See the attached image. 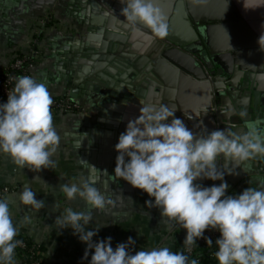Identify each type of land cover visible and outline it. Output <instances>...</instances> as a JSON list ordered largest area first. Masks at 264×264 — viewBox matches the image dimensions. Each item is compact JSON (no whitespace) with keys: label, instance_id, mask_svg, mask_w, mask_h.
I'll list each match as a JSON object with an SVG mask.
<instances>
[{"label":"crops","instance_id":"1","mask_svg":"<svg viewBox=\"0 0 264 264\" xmlns=\"http://www.w3.org/2000/svg\"><path fill=\"white\" fill-rule=\"evenodd\" d=\"M158 2L169 17V34L164 38L154 37L143 25H128L121 15L124 5L120 0H0V74L16 54L35 50L38 57L31 76L46 85L51 97H70V91H75L77 97L70 98L89 109L86 115H52L60 136L51 157L54 167L39 172L21 169L8 154L0 153V187H7L6 198L14 201V222L21 223L24 216L31 218L19 235L41 245L47 264H88L91 258L89 250L88 259H82L86 245L71 228L58 229L54 223L68 207L92 212L86 228L107 225L93 240L110 236L113 248L132 237L133 251L158 246L174 251L176 242L185 239V229L145 204L150 199L146 193L113 173L117 155L114 145L142 106H169L197 136L217 129L244 134L250 123L264 128V79L259 78L264 75V51L254 41L264 31V7L246 10L244 0H228L229 6L221 1L211 5L190 0ZM177 2H183V6H177ZM253 2L248 0L250 5ZM189 7L195 10L196 22ZM228 8L237 16L226 17ZM180 10L207 53L205 64L195 58L191 65L199 71L200 79L166 55L173 48L170 34H180L176 25ZM182 47L191 49L189 42ZM215 54L232 55L228 69H243L245 63L255 62L250 85L257 98L244 94L239 86L244 78L237 79V86H230V76L223 74L228 93L220 88L214 110L207 111L215 90L201 78L206 66L213 70L221 67V59L213 58ZM236 54H246L248 60H236ZM237 102L248 103L250 111ZM216 166L225 172L226 195H238L248 187H264V157L237 165L219 156ZM90 174L108 201L102 211L91 209L79 198L67 201L60 190L62 184L78 182L81 176ZM194 183L207 187L221 181L200 179ZM24 186L36 193L37 200L44 201L43 208L37 211L19 202L18 193Z\"/></svg>","mask_w":264,"mask_h":264},{"label":"clouds","instance_id":"2","mask_svg":"<svg viewBox=\"0 0 264 264\" xmlns=\"http://www.w3.org/2000/svg\"><path fill=\"white\" fill-rule=\"evenodd\" d=\"M120 2L124 5L121 15L128 25H143L157 38L169 34V17L158 0ZM190 2L201 4L204 0ZM243 6L246 10L264 7V0H254L251 5L244 0ZM257 44L264 51V31ZM259 78L264 79V75ZM52 103L46 85L30 75L19 76L7 93V101L0 103V153L8 154L21 169L39 172L54 167L51 157L60 136L53 125ZM175 112L162 103L142 106L138 117L128 121L114 145L117 155L113 173L146 193L150 198L146 205L159 209L162 217L185 229V245L203 238L211 248L213 241L204 233L212 229L220 234L215 241L218 264H264V187H248L238 195H226L225 172L216 166L219 156L237 165L264 157V128L250 123L244 134L217 129L197 136L175 117ZM200 179L221 183L207 187L194 183ZM95 183L90 174L81 176L78 182L62 184L60 190L67 201L79 198L91 209L102 211L108 201ZM35 197L28 186L18 193L21 204L38 211L44 201ZM13 204V200L0 197V264H17L15 250L23 244L17 236L23 225L31 223L28 216L19 224L14 222ZM92 218L91 211L68 207L54 221L58 229L71 228L86 245L82 259L87 260L92 250L88 264H199L167 246L133 251L132 237L115 248L110 236L94 241L99 229L107 225L86 228Z\"/></svg>","mask_w":264,"mask_h":264},{"label":"built area","instance_id":"3","mask_svg":"<svg viewBox=\"0 0 264 264\" xmlns=\"http://www.w3.org/2000/svg\"><path fill=\"white\" fill-rule=\"evenodd\" d=\"M47 21L42 19L41 22ZM45 23H42L44 25ZM37 51L28 53H18L12 60H10L6 67L0 74V103L7 101V93L13 89L16 79L22 75L31 76V68L33 67L37 57ZM37 55V56H36ZM40 56V55H39ZM53 103L50 106L51 114H69L74 113L78 115L88 114L89 109L78 100L71 99L67 95L52 97ZM9 192L7 187H0V197H6ZM205 236L215 241L219 237V232L212 229L205 230ZM17 239L22 240V246H18L15 250V257L19 264H47L43 253L41 251V245L28 241L24 236H17ZM197 242L206 244L203 238L198 239ZM187 253L191 252V246L185 248Z\"/></svg>","mask_w":264,"mask_h":264},{"label":"water","instance_id":"4","mask_svg":"<svg viewBox=\"0 0 264 264\" xmlns=\"http://www.w3.org/2000/svg\"><path fill=\"white\" fill-rule=\"evenodd\" d=\"M162 1V0H161ZM188 1V0H187ZM223 3L224 5H228L229 6V2L228 0H204L205 3H209L211 5V3L213 4V2H219ZM183 2H177V6L182 7ZM215 6V5H214ZM162 8V7H161ZM163 9V8H162ZM183 9V8H182ZM231 8H228V11H226V17H235V15L237 16V13L235 12L234 9L230 10ZM188 11L190 13V15L192 16V21L194 20V12L195 10H193L192 7L188 8ZM184 12L183 10L181 11H177V18H176V25L177 26V31L180 32V34L178 35H172L170 34V38H172L173 40H171L169 37V39L172 41L171 43H169L170 45H172L171 47H173L171 50V53H167L166 55H169V57H171V59L176 62L177 64H180L181 66H183L187 71L191 72L193 76L199 77L200 73L198 70L196 69H192L193 65V55L192 54H188V50H186L185 47H182L183 45L186 44V42H189L191 38L195 37L194 34V30L191 27V23L190 21H188V19H186V17L184 16ZM85 23H87V21H85ZM203 23V22H202ZM198 30V29H197ZM199 31V30H198ZM172 35V36H171ZM254 41L257 43V39H254ZM232 55H216L215 57L213 56V58L215 59V61H218L219 59H221V62H218L220 64L221 67H219L217 70H215V72L217 73V76L215 77V79H212V85L210 84V82H208V87L212 88L215 90L216 95H219V92L222 91L220 88H224L225 87L222 83V79H223V74L225 75H229L230 76V86H237L236 81L239 77L244 78L243 81V85H239L240 87L242 86V89L244 91L245 95H248V97L250 98L251 95H254L255 98L258 97V93L257 92H253V88L250 85L251 81L253 80V75L252 72L255 70L256 64L254 61H250V63H248V65L245 63L243 69H228V66H230V64H228L227 62L231 60ZM251 57L250 55H248V58ZM234 58L236 60H248L246 54L245 55H241V54H236L234 56ZM259 66V64H258ZM259 69H261V67H258ZM238 86V87H239ZM225 94L228 93L227 90L223 91ZM253 93V94H251ZM69 96L71 98H76L77 95L75 93V91H70ZM223 98V97H222ZM222 103H223V99ZM219 100V97H218ZM257 100V99H256ZM238 103V102H237ZM239 105H243L245 107V109H247V111L249 112V108H248V103H238ZM247 112V113H248ZM219 238V237H218ZM217 238V239H218ZM216 241V240H215ZM214 241V243H215Z\"/></svg>","mask_w":264,"mask_h":264},{"label":"trees","instance_id":"5","mask_svg":"<svg viewBox=\"0 0 264 264\" xmlns=\"http://www.w3.org/2000/svg\"><path fill=\"white\" fill-rule=\"evenodd\" d=\"M19 236L20 235H18V237ZM27 240L31 241L28 238ZM183 241L176 242L174 252H184L188 256L189 260L196 259L199 264H218L215 259L216 245L214 242L212 247L209 248L207 244H201L196 241V244L191 245V252L187 253L185 248L188 247V245H185Z\"/></svg>","mask_w":264,"mask_h":264},{"label":"flooded vegetation","instance_id":"6","mask_svg":"<svg viewBox=\"0 0 264 264\" xmlns=\"http://www.w3.org/2000/svg\"><path fill=\"white\" fill-rule=\"evenodd\" d=\"M189 46L191 47V49L190 48L188 49L189 54H192L194 56V58L201 59L202 61H204V64H205V60L208 57L206 56L207 53H205L201 49L200 40L197 37L191 38L189 41ZM170 47H171V45H170ZM205 68L206 69L203 71V76H202L201 80H204L205 85L208 86V84H209L208 82H210V84H211L213 82L212 79H215V76H217V73L213 69H210V68L208 69L207 66ZM200 77H199V79H200ZM212 89H213V87H212ZM215 94H216L215 92H214V95L212 94L213 96L211 99V103H209V106L207 107V111L209 113L212 112V110H214L215 98L217 99L219 97V95H215Z\"/></svg>","mask_w":264,"mask_h":264}]
</instances>
